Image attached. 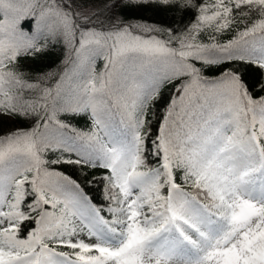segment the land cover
I'll return each mask as SVG.
<instances>
[{"label": "snow or ice", "instance_id": "6c2138e0", "mask_svg": "<svg viewBox=\"0 0 264 264\" xmlns=\"http://www.w3.org/2000/svg\"><path fill=\"white\" fill-rule=\"evenodd\" d=\"M0 264H264V0H0Z\"/></svg>", "mask_w": 264, "mask_h": 264}, {"label": "trees", "instance_id": "16d2710c", "mask_svg": "<svg viewBox=\"0 0 264 264\" xmlns=\"http://www.w3.org/2000/svg\"><path fill=\"white\" fill-rule=\"evenodd\" d=\"M141 17L146 19L150 23L162 24L163 26H178L179 13L168 12V11H156V12H143L141 13ZM189 18L185 17V23H188ZM61 58V53L59 51L52 53L48 57L44 58L38 64L33 67L36 70H46L47 67H55L56 64L59 63V59ZM98 67H102V61L98 64ZM255 74L250 77V82H254L256 80ZM80 126H83V122H81ZM65 170L71 175L74 179H79L82 184H86V180L91 177H82L80 173L72 166H64ZM91 194L94 199L99 202L101 197V189L97 186H93L91 190Z\"/></svg>", "mask_w": 264, "mask_h": 264}]
</instances>
